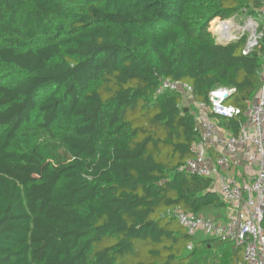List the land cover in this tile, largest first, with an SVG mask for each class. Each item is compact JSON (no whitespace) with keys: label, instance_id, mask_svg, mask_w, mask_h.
Returning <instances> with one entry per match:
<instances>
[{"label":"trees","instance_id":"obj_1","mask_svg":"<svg viewBox=\"0 0 264 264\" xmlns=\"http://www.w3.org/2000/svg\"><path fill=\"white\" fill-rule=\"evenodd\" d=\"M262 1L0 0V264H241L175 211L227 219L212 180L182 168L211 92L235 89L242 111L208 113L219 130L248 121L264 40L244 56L210 23Z\"/></svg>","mask_w":264,"mask_h":264},{"label":"built area","instance_id":"obj_2","mask_svg":"<svg viewBox=\"0 0 264 264\" xmlns=\"http://www.w3.org/2000/svg\"><path fill=\"white\" fill-rule=\"evenodd\" d=\"M210 31L218 44L244 40L242 54L251 55L264 40V0L254 15L243 10L228 20H213ZM259 75V94L247 104L248 121L237 135L217 138V120L207 117L208 113L221 118L240 116L242 111L239 108L225 104L226 98L235 89H217L210 93L209 104L198 105L200 140L191 149L193 157L182 168L190 174L212 180V189L229 209L227 219L221 221L175 211L179 224L191 237L201 234L242 247L241 264H264V57ZM163 89L184 91L187 95L193 92L187 85L183 87L170 81L163 83ZM211 146L223 148V153L220 152L213 162L208 153ZM239 155L244 157V162L252 170L248 182H240L229 173Z\"/></svg>","mask_w":264,"mask_h":264},{"label":"crops","instance_id":"obj_3","mask_svg":"<svg viewBox=\"0 0 264 264\" xmlns=\"http://www.w3.org/2000/svg\"><path fill=\"white\" fill-rule=\"evenodd\" d=\"M210 114L207 115V117H209ZM229 133L227 132H224V131H221L219 130V128L217 127V131H216V137L217 138H225L226 136H228ZM212 147V146H211ZM212 149L216 150L217 152H222L223 153V148L221 146L215 148V147H212ZM209 153V159L211 162L215 161V159H213L211 157V154L210 152L208 151ZM244 157L242 155H239L235 162H233V166H232V169L231 171L229 172L232 176H235L237 178V180H239L240 182H248L250 180V173L249 172H252L251 168H249L246 163L244 162ZM226 215L229 214V209L227 208L226 209V212H225Z\"/></svg>","mask_w":264,"mask_h":264}]
</instances>
